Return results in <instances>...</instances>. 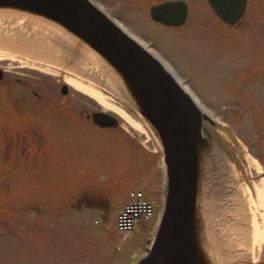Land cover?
Here are the masks:
<instances>
[{
    "label": "rangeland",
    "instance_id": "rangeland-1",
    "mask_svg": "<svg viewBox=\"0 0 264 264\" xmlns=\"http://www.w3.org/2000/svg\"><path fill=\"white\" fill-rule=\"evenodd\" d=\"M94 1L164 60L221 126L203 199L217 263L264 264V241L256 244L253 231L264 228V0H248L235 26L223 24L206 0H184L188 17L180 27L150 18V6L164 0ZM20 34L0 41V50L16 55L0 58L8 78L0 85V264H127L131 254L143 256L164 202L157 135L102 80L78 77L73 61L62 56H53L55 63L30 52L26 48L40 45ZM68 78L97 90L106 104ZM97 111L114 116L118 126L101 129L85 119ZM133 190L152 205L153 218L121 233L116 213Z\"/></svg>",
    "mask_w": 264,
    "mask_h": 264
},
{
    "label": "water",
    "instance_id": "water-1",
    "mask_svg": "<svg viewBox=\"0 0 264 264\" xmlns=\"http://www.w3.org/2000/svg\"><path fill=\"white\" fill-rule=\"evenodd\" d=\"M207 2L228 25L239 22L247 5V0ZM0 12L39 21L80 43L101 64L104 79L112 81L157 135L165 169L164 202L150 250L135 264H219L203 215L215 142L208 128L215 126L213 119L157 59L90 0H0ZM150 16L165 26H180L187 6L167 1L152 6ZM92 120L102 128L118 125L102 112L93 113Z\"/></svg>",
    "mask_w": 264,
    "mask_h": 264
},
{
    "label": "bare ground",
    "instance_id": "bare-ground-1",
    "mask_svg": "<svg viewBox=\"0 0 264 264\" xmlns=\"http://www.w3.org/2000/svg\"><path fill=\"white\" fill-rule=\"evenodd\" d=\"M97 8H99L101 11H103V8L101 5H99L96 1L90 0ZM105 14L106 12L103 11ZM108 16V15H107ZM109 17V16H108ZM121 30H123L127 35L132 37L134 40L137 41L143 48H145L155 59L159 61V63L174 77V79L177 81V83L181 86V88L191 96L193 101L197 104V106L203 111L205 114L211 116V114L205 110L197 101V98L193 95V93L189 90L187 86L183 84V82L173 73L171 68L168 66L164 60H162L157 54L148 48L144 43L141 41H138L135 37H133L131 34H129L126 29L124 28L123 25H121L118 21L115 19L109 17ZM21 33L22 35H29L28 38L34 40L35 43L39 44L40 46H34L31 45L32 47L26 48L30 49L32 53H35L40 56H47L45 58L58 63L53 56H55L57 59H60L59 56H62L63 59L67 61V64L74 63V68L76 69V74H78V77L85 76L88 80H102L103 83L101 85L107 89L112 90L114 93H116L120 98L122 97L119 92L115 89L112 81L107 77L104 79V77L101 74L99 63H96L97 61L95 60V56L90 54L85 47L81 46L80 43L77 44V41L74 39L66 36L64 33H62L58 29H53L50 28L49 26H46L39 21H32L30 19L22 18L19 16H11V15H0V41H2L3 36L4 40L8 42H14V33ZM20 34V35H21ZM10 47H15L13 43H8ZM11 47V48H12ZM18 47L16 46L15 49ZM10 52L0 50V58H15L16 55L13 53L14 50H8ZM21 51H19L20 53ZM22 54V52L20 53ZM42 57H38L37 60H39ZM36 59V58H35ZM42 60V59H40ZM71 60L70 62H68ZM72 63V64H73ZM69 82L73 84V86L78 89L79 91L89 95L90 97H93L97 99L98 101L105 103L104 99L101 97L100 93L89 87V85L85 84L79 79H74V78H68ZM126 102V101H125ZM127 103V102H126ZM128 104V103H127ZM115 109L119 115L124 117L126 121L132 125L133 127H137L136 123L126 114L125 111L122 109H119L118 107H112ZM223 164V163H222ZM221 164V165H222ZM223 166V165H222ZM251 166H255V164L251 163ZM225 168V167H224ZM226 176V174H225ZM264 179L260 180V190L261 192L264 191ZM231 192L234 193H239L238 189L235 187H231L230 189ZM258 193L260 194V191L256 189V194L254 199L258 198ZM242 194V193H241ZM262 194V193H261ZM264 194V192H263ZM239 196V194H238ZM264 203V198L262 199V205ZM244 206L239 208L236 207L237 212L241 211V216H243V211ZM242 221V218L239 219V222ZM236 223V222H235ZM237 224V223H236ZM245 226V223H242L240 225V230ZM254 234H255V243L257 244H262L264 241V228L263 225L261 228H258V225H255V230L253 229ZM225 257V256H224Z\"/></svg>",
    "mask_w": 264,
    "mask_h": 264
},
{
    "label": "built area",
    "instance_id": "built-area-1",
    "mask_svg": "<svg viewBox=\"0 0 264 264\" xmlns=\"http://www.w3.org/2000/svg\"><path fill=\"white\" fill-rule=\"evenodd\" d=\"M139 214H143L145 216L150 214V207L145 203H137L130 205L127 209L121 214L119 217V226L121 229H129L135 217Z\"/></svg>",
    "mask_w": 264,
    "mask_h": 264
},
{
    "label": "flooded vegetation",
    "instance_id": "flooded-vegetation-1",
    "mask_svg": "<svg viewBox=\"0 0 264 264\" xmlns=\"http://www.w3.org/2000/svg\"><path fill=\"white\" fill-rule=\"evenodd\" d=\"M7 79H8V78H7V77L5 76V74H4L3 79L0 81V85L6 83V80H7ZM32 94H33L34 96H37L39 99H41V96L35 94L34 92H33ZM89 120H90V119H89Z\"/></svg>",
    "mask_w": 264,
    "mask_h": 264
}]
</instances>
